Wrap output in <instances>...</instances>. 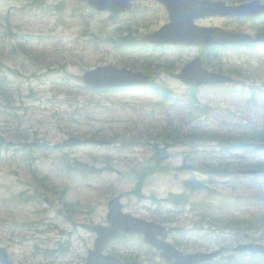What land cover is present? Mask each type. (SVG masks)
Here are the masks:
<instances>
[{
	"label": "rangeland",
	"instance_id": "1",
	"mask_svg": "<svg viewBox=\"0 0 264 264\" xmlns=\"http://www.w3.org/2000/svg\"><path fill=\"white\" fill-rule=\"evenodd\" d=\"M136 9L114 17L87 0H42L39 6L33 0H0V134L15 143L0 152V247L18 264H85L96 235L81 225H106L108 202L120 195L126 213L166 226L167 240L184 253L219 252L201 264H264L258 255L233 250L245 234L264 243V167L256 174L235 172L264 165V153L251 147L223 151L213 140L196 149L176 145L164 161L169 170L150 174L140 193L133 174L145 166L163 128L237 131L264 122V94L256 101L249 93L250 85L264 90V45L239 50L144 47L142 37L165 25L169 14L154 0L136 2ZM195 22L252 34L264 31V20L215 16ZM122 36L135 38L129 40L131 49L117 48ZM197 55L209 61L204 63L209 70L242 64L249 77L237 86L199 87L194 101L189 87L155 65L152 75L170 90L169 98L140 90L107 96L86 89L82 81L85 71L98 66L136 64L134 70H143V56L154 58V64L174 62L177 72ZM72 136L117 140L55 147ZM25 143L41 147L30 152ZM29 152L30 161L25 157ZM196 157L216 168L229 163L233 168L203 173L184 165H193ZM36 169L50 177L55 189L49 185L41 200L20 202L17 196L28 189ZM194 178L207 180V186L191 190L186 182ZM235 217L252 219L253 228L230 221ZM105 253L166 264L137 234L111 243Z\"/></svg>",
	"mask_w": 264,
	"mask_h": 264
},
{
	"label": "water",
	"instance_id": "2",
	"mask_svg": "<svg viewBox=\"0 0 264 264\" xmlns=\"http://www.w3.org/2000/svg\"><path fill=\"white\" fill-rule=\"evenodd\" d=\"M137 0H88V3L100 11H111L114 14L132 12ZM167 7L170 22L162 28L148 33L143 40L151 44H173L194 46H227L264 43V33L251 34L247 32L231 31L221 27H202L195 24V19L204 16H232L256 19L264 17V4L260 0L238 5L227 4L224 1L211 0H157ZM171 77L181 80L189 87L202 85H217L234 82L229 75L209 70L203 65L202 58L197 56L178 73H171ZM83 81L94 89H125L148 86L152 77L142 71L128 68H118L113 65L99 66L86 71ZM111 142L94 138L81 139L70 137L57 144V147H73L78 145L96 144L109 145ZM259 150L264 151V142L257 144ZM257 170H240L237 173H256ZM121 196L109 201L108 225L83 224V228L96 232L95 248L90 250L86 264H140L137 261H123L122 259L104 254L106 246L121 233H139L145 235V241L160 251L168 264H200L210 261L217 255L214 253L185 254L166 238L168 232L165 226L146 221L123 211ZM246 235V238H249ZM234 251L252 252L264 255V243L249 241L238 244ZM0 263L14 264L9 259L7 250L0 247Z\"/></svg>",
	"mask_w": 264,
	"mask_h": 264
},
{
	"label": "trees",
	"instance_id": "3",
	"mask_svg": "<svg viewBox=\"0 0 264 264\" xmlns=\"http://www.w3.org/2000/svg\"><path fill=\"white\" fill-rule=\"evenodd\" d=\"M234 2H245L247 0H232ZM33 3L36 6H39L42 4V0H33ZM137 11V9H136ZM129 40H135V38L130 39L128 36H122L119 39L120 45L125 46L126 49H131L132 47L129 44ZM140 42V41H139ZM144 47H147L146 44L140 42ZM211 50H217V48H213ZM139 52H143V50H139ZM144 60V61H143ZM143 62L140 64L143 71L154 74L151 70L153 68V65L157 67H161L166 72H171L176 70V66H174V62L165 61H158L154 64L155 59L151 58V56H143ZM206 64H209V61L206 59L204 60ZM125 65V64H123ZM131 68L137 69L138 66L136 64L130 65ZM221 72H227L231 75H234L238 77L236 79L235 83L233 85H237L241 83V79L245 78L247 79L249 76H246L244 73V67L242 64H229L228 66H220L219 69ZM155 78V77H154ZM228 86V85H227ZM229 86H232L230 84ZM263 88V87H261ZM259 88L260 91H258L257 86L250 85L249 86V93H251V98L253 100L258 101L259 95L264 94V90ZM140 91H143L145 93H152L154 95H159L162 98H169L170 97V90L167 88V86L157 84L154 80L153 83L145 88L139 89ZM115 92H118V90H106V91H100L99 93L105 94L109 96L110 94H114ZM192 101L197 99V90L192 89L190 90ZM244 93V89L240 92ZM249 103V102H248ZM206 108H208L206 106ZM199 129V128H198ZM198 129H185L182 127H170L169 128H163L161 132L157 134V141L151 144L152 147V155L147 160L145 166L142 169H134L133 174L136 177L137 180V186L135 188V191L137 193H140L146 183L147 178L150 176V174L163 172L169 170L167 166H165L164 161L169 158L168 149L170 147L176 146V145H185L188 144L192 149H196L200 146L209 147L211 145V140L216 141L221 147L223 151L225 150H231L232 148L239 149V148H247L251 147L256 149L255 145L257 142L264 141V122L261 123H255L253 125H244L240 127L237 131L235 129H228L227 131L224 130H215V129H207V130H198ZM111 141H116L117 139L115 137L109 138ZM12 141L6 140L1 134H0V151L3 153V149L8 150L10 147L14 146ZM24 150L27 148L31 150H35V148H40L41 145L37 143L24 144ZM26 154L25 157H30V160H32V153ZM28 155V156H27ZM194 160L196 163L193 165L184 164L187 167H191L194 169H197L203 173H225L228 172L231 168V163L228 164L227 168H216L213 164L210 162H197L198 157ZM208 166L209 168H206ZM254 168L262 169L264 165L262 163H259L257 165H253ZM237 168V167H236ZM50 177L43 175V173H38V169L35 170V173H33L31 180L28 186V189H24L23 192H21L17 197L20 202H36L41 200L43 195H48L47 187L50 185ZM52 183V182H51ZM187 187H190L191 190H196L199 188H203L204 185L207 186V180H201L194 178L193 180L186 182ZM52 189H55L53 185H50ZM176 197V196H175ZM181 199H187L186 195H180ZM51 199V198H50ZM171 200V198H169ZM189 199V198H188ZM25 202V203H28ZM69 207H73L75 210V204L69 203L67 204ZM72 211V209H70ZM230 221H234L238 224H244L251 226V229L253 228V220L250 219H241L238 217L231 218ZM255 235L253 234V237ZM254 239V238H253ZM258 241V240H257ZM64 249V248H63ZM66 251L68 250L65 249ZM64 251V253L66 252ZM48 251H45L47 253ZM232 258V257H231Z\"/></svg>",
	"mask_w": 264,
	"mask_h": 264
},
{
	"label": "flooded vegetation",
	"instance_id": "4",
	"mask_svg": "<svg viewBox=\"0 0 264 264\" xmlns=\"http://www.w3.org/2000/svg\"><path fill=\"white\" fill-rule=\"evenodd\" d=\"M121 240H123V236H122ZM121 240H120V241H121Z\"/></svg>",
	"mask_w": 264,
	"mask_h": 264
}]
</instances>
